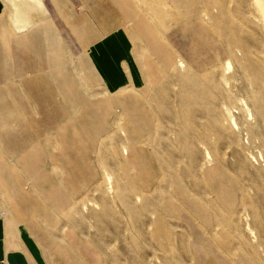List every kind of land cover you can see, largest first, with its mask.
I'll use <instances>...</instances> for the list:
<instances>
[{"label": "rangeland", "instance_id": "rangeland-1", "mask_svg": "<svg viewBox=\"0 0 264 264\" xmlns=\"http://www.w3.org/2000/svg\"><path fill=\"white\" fill-rule=\"evenodd\" d=\"M3 1L0 206L47 264H264V0H134L142 85L115 92L78 33L103 0Z\"/></svg>", "mask_w": 264, "mask_h": 264}, {"label": "crops", "instance_id": "crops-1", "mask_svg": "<svg viewBox=\"0 0 264 264\" xmlns=\"http://www.w3.org/2000/svg\"><path fill=\"white\" fill-rule=\"evenodd\" d=\"M102 2V7L98 3L91 13L109 15L107 20L105 19L104 31L95 34L93 30L89 31L90 28L84 26L78 30V33L87 32L83 43V47H86L87 61L105 90L115 92L137 88L142 85V73L133 57L129 35L122 25L125 15L134 13V0H103ZM23 4L25 13L27 11L28 15L43 23L48 21L46 17L48 14L51 16L64 14V0H24ZM4 10V1L0 0V17ZM44 25L25 36L23 40L24 46L30 47L31 53L36 52L38 47L42 48L43 40L54 34L53 25ZM0 264H47L43 252L31 234L6 220L1 206Z\"/></svg>", "mask_w": 264, "mask_h": 264}]
</instances>
